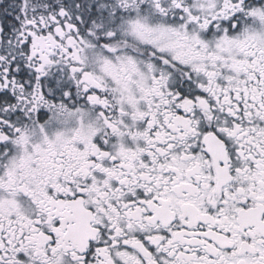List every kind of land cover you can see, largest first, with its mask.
<instances>
[{"label":"snow or ice","instance_id":"obj_1","mask_svg":"<svg viewBox=\"0 0 264 264\" xmlns=\"http://www.w3.org/2000/svg\"><path fill=\"white\" fill-rule=\"evenodd\" d=\"M0 264H264V0H0Z\"/></svg>","mask_w":264,"mask_h":264}]
</instances>
